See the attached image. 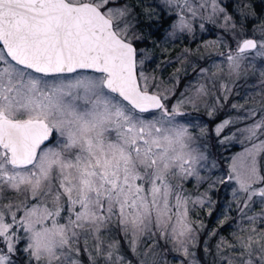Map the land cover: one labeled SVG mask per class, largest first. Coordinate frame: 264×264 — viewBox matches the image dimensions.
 <instances>
[{
  "label": "snow or ice",
  "instance_id": "snow-or-ice-1",
  "mask_svg": "<svg viewBox=\"0 0 264 264\" xmlns=\"http://www.w3.org/2000/svg\"><path fill=\"white\" fill-rule=\"evenodd\" d=\"M162 4L176 16L170 36L192 32L197 18L221 17L235 44L206 42L227 51L216 71L199 68L175 104V85L145 71L151 57L136 46L143 37L127 3L0 0V264H85V256L87 264H167L161 241L187 258L181 264H200L192 249L205 225L190 211L208 208L211 216L215 202L207 191L189 194L190 178L209 181V190L235 184L219 223L233 203L239 221L217 242V264H264V103L231 104L240 114L211 130L181 110L203 104L215 121L232 94L229 83L216 88L218 79L257 77L264 97V18L243 3L239 22L218 0ZM249 17L259 19L251 30ZM210 131L230 133L221 144L239 136L250 145L215 180L200 174L209 167Z\"/></svg>",
  "mask_w": 264,
  "mask_h": 264
},
{
  "label": "rangeland",
  "instance_id": "rangeland-1",
  "mask_svg": "<svg viewBox=\"0 0 264 264\" xmlns=\"http://www.w3.org/2000/svg\"><path fill=\"white\" fill-rule=\"evenodd\" d=\"M120 2L127 3L132 8V23L135 25V33L143 37L142 40L138 41L142 45L140 49H145L151 57L145 62V71L163 81L164 84L162 86L164 87L172 88L175 85L174 98L171 99L172 104H175L176 100L180 98V93L185 91L187 85L190 83L194 84L197 81L199 68L203 67L208 68L210 71H216L213 65L219 63L222 59L218 53L227 51V48L223 47L206 46V42L217 40L218 37H224L229 44L233 47L235 46L230 34L219 27V24L223 22L221 17H217V23L215 24L206 19L197 18L193 21L192 32H177L176 35L170 36L171 25L176 21V16L170 9L163 6L162 0H142L137 1L138 3L136 4H132L130 0H120ZM193 2L195 3L197 0H193ZM218 2L221 6L226 7L228 13L231 14L227 6L231 3V0H218ZM232 2H234L232 6L233 13H237L236 9L242 3L250 6L245 9L251 8L249 0H233ZM146 10L152 11L151 17L146 14ZM201 23L204 25L203 29L200 27ZM252 27H254V24ZM143 28L148 32L142 34ZM175 50L176 54L172 55ZM185 56L187 59H184ZM194 68L196 69L195 71ZM177 69H180V71L177 72ZM177 79H179L178 84H176ZM222 82L229 83L232 88V94L229 95L228 102L219 111L215 121H212L206 115V109L203 104L200 105L199 111H196L191 104L183 106L181 110L188 114L187 120L191 121L193 125H207L209 130H211L226 116L235 117L240 114V112L231 109V104L244 105L245 108H248L259 107L260 103H264V97L261 96V86L257 77L241 79L235 85H232L226 79H218L216 82L217 89H219ZM216 94L223 95L222 92H217ZM249 97H252V99H249ZM211 102L209 100V103ZM247 123H252V121L249 120ZM236 127H244V124H239ZM233 131H235V128H233ZM196 132H199L198 127ZM228 134L230 133L226 131L221 137L217 138L214 132L210 131L209 136L203 140V143L207 144L206 153L209 167L201 171V176L209 177L211 180H215L217 177H225L229 171L228 166L232 157L242 153L245 147L250 146L247 141L241 143L240 141L243 138L239 136L235 140L221 144L220 139H223V135ZM212 161H215L218 165L216 168H211ZM234 186V182L226 181L225 184H216L213 189L209 190V181L198 183L194 178H190L184 183L185 190L193 197L204 194L207 191L208 197L215 202L211 209V216L208 215V208L196 206L194 210L190 211V216L194 221L202 222L205 225L203 231L198 233L196 247L192 249L196 253V259L200 261V264H217L216 259H214L217 242L222 236L230 239L231 233L237 228L239 214L234 203L231 204V210L227 213L230 219H227L223 226L219 223L220 220L225 219V209L233 200L232 188ZM189 207L192 209V205H189ZM256 210L259 211V208L257 207ZM251 214L250 212L249 215ZM214 229L218 232V235L209 237V233ZM205 241L210 249L207 255H205L204 251ZM160 243L161 248L158 251L167 264L186 262L187 258L180 253L171 251L170 246L164 247L163 241ZM125 250H127L126 247ZM211 255L213 256L211 257Z\"/></svg>",
  "mask_w": 264,
  "mask_h": 264
},
{
  "label": "trees",
  "instance_id": "trees-1",
  "mask_svg": "<svg viewBox=\"0 0 264 264\" xmlns=\"http://www.w3.org/2000/svg\"><path fill=\"white\" fill-rule=\"evenodd\" d=\"M137 1H142V0H130V2L132 3V4H136V3H138ZM233 0H231V3H229L227 6H228V8H229V10H230V13L232 14L234 11H233V3L234 2H232ZM250 2H251V8L250 9H244V11L245 12H250V11H253V10H255V11H257L258 12V16L260 17V18H264V11H261V10H264V0H249ZM237 12V11H236ZM233 16L235 17V19L237 20V22H239L241 19H242V17L239 15V13L237 12V13H233ZM259 23V19H257V18H252V17H249L248 18V20L247 21H245V26L248 28V29H251L252 28V26H253V24H254V26L256 25V24H258ZM147 27V26H146ZM143 31H142V34H144V33H147L146 32V29L145 28H143L142 29ZM155 35V34H154ZM136 46L138 47V48H140L142 45L140 44V42H137L136 43ZM177 50V49H176ZM176 50L172 53V55H175L176 54ZM213 254V253H212ZM170 255V254H169ZM214 255V254H213ZM213 255H211V257L213 256ZM210 257V258H211ZM214 258V257H213ZM84 259H85V264H87V257L85 256L84 257ZM214 259H216V257L214 258ZM214 262H215V260H214Z\"/></svg>",
  "mask_w": 264,
  "mask_h": 264
}]
</instances>
